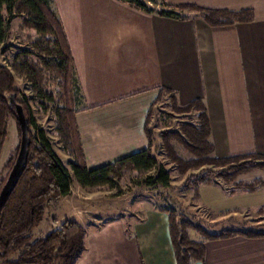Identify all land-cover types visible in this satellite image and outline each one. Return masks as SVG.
I'll return each mask as SVG.
<instances>
[{
    "label": "crops",
    "instance_id": "0c3cea01",
    "mask_svg": "<svg viewBox=\"0 0 264 264\" xmlns=\"http://www.w3.org/2000/svg\"><path fill=\"white\" fill-rule=\"evenodd\" d=\"M164 1L249 11L252 20L212 27L194 11L175 19L118 0H52L80 88L76 124L89 169L148 148V111L164 90L180 106L203 103L216 158L264 155V0ZM258 171L262 187L248 194L264 206ZM129 216L87 227L70 218L84 230L76 264H177L168 211ZM191 264H264V235L205 241Z\"/></svg>",
    "mask_w": 264,
    "mask_h": 264
},
{
    "label": "trees",
    "instance_id": "16d2710c",
    "mask_svg": "<svg viewBox=\"0 0 264 264\" xmlns=\"http://www.w3.org/2000/svg\"><path fill=\"white\" fill-rule=\"evenodd\" d=\"M128 6L147 13H156L162 17L182 18V11H194L212 27L229 26L252 20L249 11L205 10L191 5L169 6L164 0H118ZM6 8L26 17L25 24L37 34L31 47L41 56L38 63L25 56L16 57L10 69L0 65V153L6 138L7 122L13 118L19 135L20 129L10 97L19 93L14 89L13 73L21 74L29 84V90L35 98H41L56 106L55 131L61 137L62 144L73 160L69 169L63 166L51 150L43 131L34 130L35 123L30 106L26 101H20L26 119L28 120L27 165L7 202L0 211V264H76L85 250L84 230L75 220H65L56 226L52 221L51 231L44 237L33 240V231L44 219L46 209L59 202L70 193L71 178H75L81 188L108 186L115 187L126 171L148 172L156 169L155 176L147 177L146 186L167 187L170 183L169 171L158 164L151 155L150 134L146 128L148 148L146 150L123 157L112 163L96 169H89L82 151L79 131L76 124L77 95L80 88L75 77L73 62L60 20L52 8V0H0V45L5 41V20L2 10ZM46 37L45 40L42 38ZM20 58V59H17ZM52 75L51 81L58 86L57 102L46 92V75ZM168 96L170 106L176 113H194V122L182 123L178 129L160 133L167 158L176 165L177 171L184 175L188 170H199L206 166L216 169L206 170L207 176H218L227 180L245 167L264 170V155L252 153L249 155L216 158L210 140V125L203 103L193 101L185 106L178 105L175 95L164 90L148 111L147 120L152 114L153 106ZM147 124V121H146ZM175 145H180L191 157L184 158L176 151ZM19 150L17 145L15 159ZM10 165L9 172L15 162ZM249 159V161H247ZM252 160V161H251ZM0 181L2 188L6 178ZM200 183H211L204 175L194 180V186ZM262 187V180L256 178L251 182L235 183L231 194L238 192L252 193ZM197 197V194H196ZM170 235L177 264H191L202 261L205 241L225 239L243 234L247 237L263 236L261 232H237L223 230L216 234L206 232L199 227H192L183 221L178 227L171 213H168ZM194 228L200 235L199 240L190 238L188 230Z\"/></svg>",
    "mask_w": 264,
    "mask_h": 264
},
{
    "label": "rangeland",
    "instance_id": "374dc122",
    "mask_svg": "<svg viewBox=\"0 0 264 264\" xmlns=\"http://www.w3.org/2000/svg\"><path fill=\"white\" fill-rule=\"evenodd\" d=\"M148 4L151 5L149 2ZM2 17L5 20L6 38L0 45V65L10 69L16 57L25 55L33 63H38L41 56L31 47L32 41L38 36L25 24L26 17L16 12L10 15L6 8L2 10ZM42 39L45 40L46 37ZM13 75L14 89L19 93L16 102L28 103L35 123L34 130L43 131L58 161L69 169V162L73 160V155L64 148L61 137L55 131V109L59 104L35 98L25 78L21 74L13 73ZM51 79L52 75L47 73L46 92L51 94L57 102L58 86ZM79 97L77 95L76 101ZM76 109L78 110V107ZM187 122H194V113H176L172 110L167 95H163V98L157 101L147 120L146 128L150 134L151 155L155 157L158 164H162L169 171L170 183L167 187H150L144 184L147 177L155 176L156 169L148 172L126 171L113 188L108 186L81 188L72 177L70 193L66 198L52 203L46 209L43 221L33 231V240L47 235L52 229L53 220L56 226H59L65 220L78 218L83 222L84 227H87L89 224L102 223L111 217L135 215L138 211L149 207L155 210H167L172 214L178 227L184 226L183 221H185L192 227H199L211 234L223 230L264 233V206L259 205L260 196L239 192L232 195L230 192L235 189V183L238 181L251 182L256 179L259 169L247 168L246 170L245 167H249L246 164L245 170L238 171L234 177H227V180L218 176L205 175L207 169L216 171L211 166L199 170H188L181 175L176 165L167 158L160 133L178 129L180 124ZM18 144L16 123L13 118H9L6 138L0 153V181L5 179L9 172ZM175 148L180 156L191 157L180 145H175ZM202 175L211 183H200L196 190L193 185L194 180ZM194 228L188 230L189 236L193 240H199L200 235Z\"/></svg>",
    "mask_w": 264,
    "mask_h": 264
},
{
    "label": "water",
    "instance_id": "95a60500",
    "mask_svg": "<svg viewBox=\"0 0 264 264\" xmlns=\"http://www.w3.org/2000/svg\"><path fill=\"white\" fill-rule=\"evenodd\" d=\"M9 100L10 103L13 104L16 118L19 124L20 141L19 150L15 162L6 178V181L0 189V211L7 202L10 194L12 193L24 169L26 168L28 146L30 144V139L28 137V120L26 119L23 108L20 103L15 101V94H12Z\"/></svg>",
    "mask_w": 264,
    "mask_h": 264
}]
</instances>
